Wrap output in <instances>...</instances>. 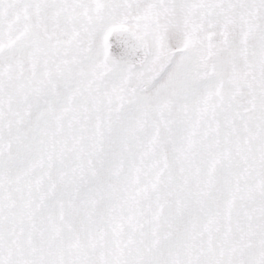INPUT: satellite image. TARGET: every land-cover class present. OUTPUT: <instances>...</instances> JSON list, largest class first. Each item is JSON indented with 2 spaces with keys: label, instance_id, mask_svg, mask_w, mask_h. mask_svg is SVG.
<instances>
[{
  "label": "snow or ice",
  "instance_id": "obj_1",
  "mask_svg": "<svg viewBox=\"0 0 264 264\" xmlns=\"http://www.w3.org/2000/svg\"><path fill=\"white\" fill-rule=\"evenodd\" d=\"M0 264H264V0H0Z\"/></svg>",
  "mask_w": 264,
  "mask_h": 264
}]
</instances>
